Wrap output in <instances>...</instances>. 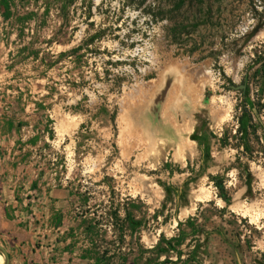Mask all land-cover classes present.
Masks as SVG:
<instances>
[{
    "label": "rangeland",
    "instance_id": "374dc122",
    "mask_svg": "<svg viewBox=\"0 0 264 264\" xmlns=\"http://www.w3.org/2000/svg\"><path fill=\"white\" fill-rule=\"evenodd\" d=\"M140 1L0 0L9 264H264V0Z\"/></svg>",
    "mask_w": 264,
    "mask_h": 264
},
{
    "label": "trees",
    "instance_id": "16d2710c",
    "mask_svg": "<svg viewBox=\"0 0 264 264\" xmlns=\"http://www.w3.org/2000/svg\"><path fill=\"white\" fill-rule=\"evenodd\" d=\"M146 0H142L140 1L139 4H143ZM157 5L154 6V7H149L147 10L144 9V12L146 14H149V16L152 18L153 21H156V20H164V19H167V20H172V17L169 16L170 13L174 12V11H178V10H181L185 5L189 4L192 0H157ZM166 7H169L167 10H166ZM145 8V7H144ZM196 25L194 26H198L200 23L196 22L195 23ZM94 37H91L89 39V41H86L84 44H78L76 45L75 47H72L71 49L65 51V52H60L58 55H57V59L54 60V55L50 54V62H49V67L51 65H55L57 64L59 61L57 60H60L61 58H64V57H70V58H73L74 61L76 62L77 61V64L78 65H81V62L84 63V60H83V54L81 53V51L83 50L84 48V45L85 46H89L92 42ZM53 40H50L48 41V43H52ZM54 42H59V41H54ZM86 47V48H87ZM114 65L111 61H108L107 63H109ZM109 71L108 69L104 71V75L105 77H109ZM72 86H76V82L73 81L72 83H70ZM73 110L74 111H78L80 113H85L86 110L83 109V106L78 103L76 106L73 107ZM101 120L103 121L104 123H110V124H114L115 123V119H116V112L113 111H109L107 109V107H105L104 105L100 106L98 108V110L96 111V113L92 114L90 120ZM88 122L90 121H87V122H82L81 125H80V130L83 128H86L88 126ZM220 191H222V188L220 187Z\"/></svg>",
    "mask_w": 264,
    "mask_h": 264
},
{
    "label": "water",
    "instance_id": "95a60500",
    "mask_svg": "<svg viewBox=\"0 0 264 264\" xmlns=\"http://www.w3.org/2000/svg\"><path fill=\"white\" fill-rule=\"evenodd\" d=\"M0 253H2L3 256H4V258H5V262H4V264H9V256H8V252H7V250L4 248V246H2L1 244H0Z\"/></svg>",
    "mask_w": 264,
    "mask_h": 264
},
{
    "label": "bare ground",
    "instance_id": "6f19581e",
    "mask_svg": "<svg viewBox=\"0 0 264 264\" xmlns=\"http://www.w3.org/2000/svg\"><path fill=\"white\" fill-rule=\"evenodd\" d=\"M2 261H3L2 258H0V264L2 263Z\"/></svg>",
    "mask_w": 264,
    "mask_h": 264
}]
</instances>
